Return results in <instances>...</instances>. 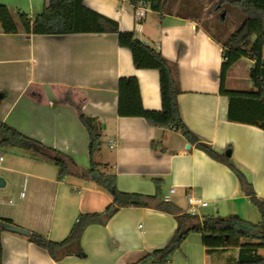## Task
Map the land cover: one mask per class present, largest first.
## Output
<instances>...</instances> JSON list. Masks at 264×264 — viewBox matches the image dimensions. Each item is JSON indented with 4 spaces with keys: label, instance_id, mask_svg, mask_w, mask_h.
I'll use <instances>...</instances> for the list:
<instances>
[{
    "label": "crops",
    "instance_id": "crops-1",
    "mask_svg": "<svg viewBox=\"0 0 264 264\" xmlns=\"http://www.w3.org/2000/svg\"><path fill=\"white\" fill-rule=\"evenodd\" d=\"M49 1L0 0L19 29L18 33L0 32V93L4 94L0 120L69 155L76 165L60 179L58 167L31 150L24 149L25 153L7 162L4 158L0 167L3 187L14 174L13 184L18 188L14 200H0V218L61 241L80 213H103L113 201L97 182L79 176L90 167L89 134L78 116L81 108L102 124L103 147L98 155L105 164L103 172L116 175L120 190L153 195L158 179L162 197L175 188L170 202L184 212L190 208L188 195L207 201L208 205L197 207L200 220L236 214L261 222L260 210L226 163L175 129L118 114L122 76L138 78L146 109L160 110L162 99L159 71L135 67L131 51L119 45L117 34L24 31L21 14L35 18ZM84 4L118 21L121 31H135L140 40L162 52L174 66L180 113L187 127L219 153L228 156L229 151L228 157L264 200V129L230 121L229 98L221 93L222 42L228 36L215 39L195 19L172 9L159 13L149 7L138 21L136 5L130 0H84ZM253 65L248 57L236 62L227 73L226 88L255 90L250 78ZM66 177L73 179V191L79 186L84 191H79L78 199L71 198L74 194L68 190ZM177 226L174 213L154 207H120L103 222L85 228L81 252L58 260L28 236L2 229V260L4 264H152L154 258L148 254L165 247ZM239 249L208 251L202 235L191 232L180 249L159 264H227L234 262Z\"/></svg>",
    "mask_w": 264,
    "mask_h": 264
},
{
    "label": "trees",
    "instance_id": "trees-1",
    "mask_svg": "<svg viewBox=\"0 0 264 264\" xmlns=\"http://www.w3.org/2000/svg\"><path fill=\"white\" fill-rule=\"evenodd\" d=\"M139 1H145L152 10L159 13L171 11V0H130L134 5ZM185 3L188 4L186 0ZM220 4L227 8L236 7L243 15L239 27L222 42L221 93L229 98L228 119L257 125L264 129V0H221ZM21 19L23 29L27 33L59 35L95 32L117 34L119 45L131 51L135 67L159 71L162 99L160 110L146 109L142 101L138 78L122 76L119 79L118 114L127 117H143L151 125L175 129L196 147L211 157L226 163L237 174L246 195L262 214V221L258 223L248 221L236 214L205 216L200 220L198 215L184 212L170 201L164 200L158 179L154 180L157 190L153 195L120 190L117 187L116 175L102 172L100 169L105 167V164L96 160L97 154L103 147L101 122L96 117L86 115L81 108H78V116L89 134L90 156L89 169L81 171L79 176L91 178L97 182L113 197V201L103 213H80L68 236L61 241L50 240L35 231L30 232L28 239L46 249L52 258L58 260L68 254L81 252L80 238L88 225L103 222V218L111 217L120 207L145 206L174 213L178 221V226L169 243L148 254L154 258L152 264L167 261L175 251L180 249L191 232H198L202 235L203 244L208 251L239 247L238 257L234 262L227 264H264V252H261L264 251V200L257 196L252 184L235 166L230 157L216 151L210 143L201 140L187 127L180 113L178 81L175 77L174 66L162 52L140 40L135 31H121L118 21L87 7L84 0H50L35 18L23 13ZM221 19L223 20L222 17ZM221 19L219 22H222ZM0 32H19L10 9L4 4H0ZM211 35L218 39L214 33ZM242 57L254 60L250 78L255 90L236 91L226 88L229 69ZM3 96L4 94L0 93V103ZM0 146L31 150L35 155L51 160L58 167L60 179L70 174V168L76 165L69 155L44 145L39 140L25 135L1 120ZM153 147L156 148L155 143H153ZM0 220L12 223L9 219L0 218ZM1 232L0 226V264H4Z\"/></svg>",
    "mask_w": 264,
    "mask_h": 264
},
{
    "label": "rangeland",
    "instance_id": "rangeland-1",
    "mask_svg": "<svg viewBox=\"0 0 264 264\" xmlns=\"http://www.w3.org/2000/svg\"><path fill=\"white\" fill-rule=\"evenodd\" d=\"M185 0H171L170 8L183 16L195 19L202 27L207 29L209 32L214 33L220 39H224L225 36L231 35L241 24L243 15L241 11L236 7L227 8L226 6H221V0H186L188 4H184ZM226 12L225 18L221 19V13ZM222 22H219V20ZM238 68H243L242 65H238ZM24 149L11 146H0V155L6 158V162L13 158L14 155L25 153ZM96 160L101 163L100 155L97 154ZM5 162V163H6ZM102 172L105 170L104 167L100 169ZM14 174H10L8 179V184L5 187H0V200L8 201L9 199L14 200L17 193V188L13 184ZM0 177H2L0 175ZM73 179L71 177H66L65 182L67 184L68 190L70 191L72 199H78L84 192L79 188H75L74 191L72 187L74 185Z\"/></svg>",
    "mask_w": 264,
    "mask_h": 264
},
{
    "label": "built area",
    "instance_id": "built-area-1",
    "mask_svg": "<svg viewBox=\"0 0 264 264\" xmlns=\"http://www.w3.org/2000/svg\"><path fill=\"white\" fill-rule=\"evenodd\" d=\"M136 11H135V16L137 18L138 21L143 20V18L145 17L147 11L149 10V4L146 3L145 1H139L138 4H136ZM4 160L3 155H0V167L2 165V162ZM176 191L175 188H171L169 193L166 194L163 199L166 201H170V196L172 193H174ZM21 195H24V192H21ZM188 201L190 204V208H189V212L195 214L197 211V207L198 206H206L208 205L207 201L201 200L199 198L193 197L191 195H188ZM10 202H12V200H10Z\"/></svg>",
    "mask_w": 264,
    "mask_h": 264
},
{
    "label": "water",
    "instance_id": "water-1",
    "mask_svg": "<svg viewBox=\"0 0 264 264\" xmlns=\"http://www.w3.org/2000/svg\"><path fill=\"white\" fill-rule=\"evenodd\" d=\"M225 16H226V12H222L221 17L225 18ZM226 154L228 156H230L229 151L226 152ZM4 185H5V180L3 177H0V187H3ZM0 226L2 229L10 231V232H14V233H18V234H22V235H26V236H28L30 234V230H28L27 228H24V227H21V226H18L16 224L9 223L6 221L0 220ZM263 234H264V226H263Z\"/></svg>",
    "mask_w": 264,
    "mask_h": 264
}]
</instances>
